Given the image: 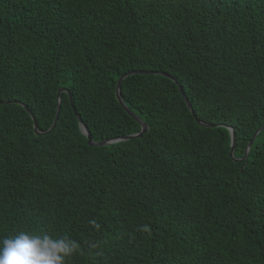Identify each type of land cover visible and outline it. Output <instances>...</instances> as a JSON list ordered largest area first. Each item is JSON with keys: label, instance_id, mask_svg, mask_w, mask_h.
Masks as SVG:
<instances>
[{"label": "trees", "instance_id": "trees-1", "mask_svg": "<svg viewBox=\"0 0 264 264\" xmlns=\"http://www.w3.org/2000/svg\"><path fill=\"white\" fill-rule=\"evenodd\" d=\"M142 136L92 146L93 140ZM0 238L67 264H264V0H0ZM200 120L218 124L200 125ZM225 126H224V125ZM236 132L235 157L230 156Z\"/></svg>", "mask_w": 264, "mask_h": 264}, {"label": "clouds", "instance_id": "clouds-1", "mask_svg": "<svg viewBox=\"0 0 264 264\" xmlns=\"http://www.w3.org/2000/svg\"><path fill=\"white\" fill-rule=\"evenodd\" d=\"M79 245L67 236L21 231L0 238V264H67Z\"/></svg>", "mask_w": 264, "mask_h": 264}, {"label": "water", "instance_id": "water-1", "mask_svg": "<svg viewBox=\"0 0 264 264\" xmlns=\"http://www.w3.org/2000/svg\"><path fill=\"white\" fill-rule=\"evenodd\" d=\"M135 74H156V75H163V76H166V77H169L171 78L172 80H174L180 91L182 92V94L184 95V98H185V101L187 102V105L189 106L191 112L193 114H195L194 112V109L192 107V104L190 103L189 99L187 98V96L185 95L184 93V90L183 88L180 86L179 82L176 80V78L172 77L171 75H169L168 73L166 72H163V71H153V70H132V71H129L125 74H123L118 82H117V86H116V96H117V99L119 101V103L123 106V108L126 110V112L132 116L134 119H136L142 126V129L139 133H135V134H131V135H127V136H123V137H117V138H107L103 141H100V142H96L93 140V137H92V133L90 132L88 126L83 122L81 116L78 114L77 112V109L75 107V103H74V100H73V95H72V92L70 91V89L68 88H61L58 92V110H57V116H56V119L53 123V125L51 126L50 129H48L47 131L45 132H41L38 128V123L36 121V118L34 117L32 111L29 109V107L21 102H18V101H14L15 103H19L21 104L31 115V117L33 118L34 120V129H35V132L37 134H47L49 132H51L55 126H56V123H57V120L59 118V114H60V108H61V103H62V100H61V93L62 92H67L69 94V97H70V101H71V106L74 110V113L76 114V116L78 117L79 119V122L81 124V129L83 131V133L88 137V142L90 145L92 146H106V145H110L112 143H116V142H124V141H128V140H131L133 138H137V137H140L142 136L144 133H146L148 131V125L137 115L135 114L127 105L126 103L124 102L123 98H122V82L124 79H126L128 76H131V75H135ZM11 101H0V105L1 104H10ZM197 121L200 123V125L202 126H206V127H214V126H218V124H212V123H207V122H204L202 120H200L199 118H197ZM224 125V124H223ZM225 126V125H224ZM229 130H230V133H231V137H232V144H231V152H230V156L237 160V158L235 157V148H236V132L234 130V128L232 127H229ZM264 130V126L260 127L256 132L255 134L253 135L252 139L249 141L248 145H247V148H246V151H245V155L244 157L241 159H246L248 157V154H249V151L257 137V135L262 131Z\"/></svg>", "mask_w": 264, "mask_h": 264}]
</instances>
